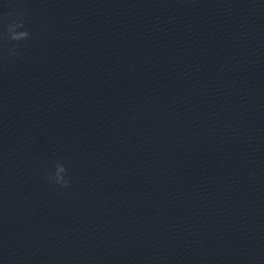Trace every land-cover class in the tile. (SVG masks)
<instances>
[{"label": "clouds", "instance_id": "9594fccd", "mask_svg": "<svg viewBox=\"0 0 264 264\" xmlns=\"http://www.w3.org/2000/svg\"><path fill=\"white\" fill-rule=\"evenodd\" d=\"M28 20L24 12H7L0 14V60L20 58L21 48L31 39V32L26 28ZM48 183L67 188L71 181L67 176V169L63 163L57 162L53 172H46Z\"/></svg>", "mask_w": 264, "mask_h": 264}]
</instances>
